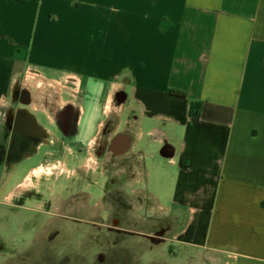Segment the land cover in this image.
I'll use <instances>...</instances> for the list:
<instances>
[{"label": "crops", "instance_id": "obj_1", "mask_svg": "<svg viewBox=\"0 0 264 264\" xmlns=\"http://www.w3.org/2000/svg\"><path fill=\"white\" fill-rule=\"evenodd\" d=\"M27 74L111 105L129 194L176 223L174 258L264 264V0H0V108Z\"/></svg>", "mask_w": 264, "mask_h": 264}, {"label": "flooded vegetation", "instance_id": "obj_2", "mask_svg": "<svg viewBox=\"0 0 264 264\" xmlns=\"http://www.w3.org/2000/svg\"><path fill=\"white\" fill-rule=\"evenodd\" d=\"M46 90L52 96L51 88ZM16 95L4 110L0 167L36 161L15 186L22 201H32L31 211L42 222L31 242L4 252L0 264H134L143 253L135 254L134 239L161 245L170 232L164 221L150 230L147 216L124 210L104 214L101 209L102 201L121 198L118 193L125 190L116 183L129 180L132 169L128 151L117 152L112 140L117 119L111 105L105 106L93 91L88 92L93 100H87L76 81L57 99L30 100L26 91ZM124 100L123 91L114 93L113 103ZM97 187L102 189L99 198L88 191ZM122 199L144 207L142 193H128ZM121 220H131L133 226H119ZM134 220L147 225L134 227Z\"/></svg>", "mask_w": 264, "mask_h": 264}, {"label": "rangeland", "instance_id": "obj_3", "mask_svg": "<svg viewBox=\"0 0 264 264\" xmlns=\"http://www.w3.org/2000/svg\"><path fill=\"white\" fill-rule=\"evenodd\" d=\"M39 77H35V75L27 74V76H22L16 83L15 91L16 93L20 91H26L28 93V98L31 100H34L37 96H41L39 99H45L47 97V88L49 86L51 87L52 96H50V99H57L56 93H59L61 91H58L56 84H53L49 81H40L41 75H38ZM36 82V83H35ZM37 82H39L41 85V89H39L36 85ZM36 85H35V84ZM12 93V94H13ZM10 93L8 97V102L12 99L18 98L17 95L13 97ZM48 98V97H47ZM7 105V104H6ZM6 105L2 108H0V138H1V126L4 120H6V113L4 110H6ZM145 130V129H144ZM146 140L141 145L137 146L136 149H145L146 148ZM24 166H17L16 168H10L7 166L0 167V260L3 257V253L6 251L14 250L15 248H23L22 245L29 244L31 242V239L36 233L35 229L39 227L42 220H40L37 216L33 214L31 211L32 209V201L29 200V198H26L22 201V198L20 195H18V191L14 192L15 185L22 179L23 175L25 174L27 168L30 166H33L36 164V161L29 160L27 162L23 163ZM145 169L146 171H149L151 169V164L146 159L145 160ZM170 171V170H169ZM130 176V175H129ZM29 178L26 179V181ZM150 181H148V178L146 181H143L134 187L139 190H145L149 185L154 183L155 186L159 183V176H151ZM131 179H127V181L122 182L120 179L117 181V186L124 187V192L118 193V197L120 198L117 202L114 201H102L100 206L104 214H107L110 211H132L135 213V215H141L146 216L147 211L146 208L148 207V202H146L148 199L145 198V205L144 207H137V204L133 201H130L129 199H122L125 195H128L130 189L127 188L128 184ZM102 183L104 184L105 178L103 177ZM28 181L26 182V184ZM12 192V195L10 192ZM94 197L99 198L102 195V189L101 188H95L88 190ZM149 201V200H148ZM148 218V217H147ZM150 220V230H152V226L157 227L159 224V221H164L165 227H170V232H173L174 227L176 226V223L172 220L168 219H162L157 218V215L154 216V218H148ZM126 220H121L119 223V226L122 227H131L133 226V222L129 220V222H125ZM135 224L134 227L143 228L145 222L142 220H134ZM109 225H111V221H108ZM148 223V222H147ZM132 224V225H131ZM147 225V224H145ZM153 227V229H154ZM170 232L166 233L165 235L168 236ZM165 237V236H164ZM134 251L135 254L140 252H143L141 256H137L136 261L134 264H184L182 259L180 258V252L179 248H175L177 258H174L173 253L170 251V249L167 250L166 246L158 245L154 246L148 243L147 241L141 240V239H134ZM149 247H148V245ZM143 250V251H142ZM190 264V263H188Z\"/></svg>", "mask_w": 264, "mask_h": 264}, {"label": "trees", "instance_id": "obj_4", "mask_svg": "<svg viewBox=\"0 0 264 264\" xmlns=\"http://www.w3.org/2000/svg\"><path fill=\"white\" fill-rule=\"evenodd\" d=\"M169 94L178 97V98H185V93L179 91V90H169ZM200 110H201V103L195 102V101H189L188 102V116L191 119H198L200 116Z\"/></svg>", "mask_w": 264, "mask_h": 264}]
</instances>
